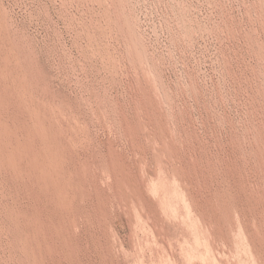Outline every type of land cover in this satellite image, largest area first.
I'll use <instances>...</instances> for the list:
<instances>
[{
	"label": "rangeland",
	"instance_id": "obj_1",
	"mask_svg": "<svg viewBox=\"0 0 264 264\" xmlns=\"http://www.w3.org/2000/svg\"><path fill=\"white\" fill-rule=\"evenodd\" d=\"M36 114L72 206L0 166V264H264V0H0V124Z\"/></svg>",
	"mask_w": 264,
	"mask_h": 264
},
{
	"label": "bare ground",
	"instance_id": "obj_2",
	"mask_svg": "<svg viewBox=\"0 0 264 264\" xmlns=\"http://www.w3.org/2000/svg\"><path fill=\"white\" fill-rule=\"evenodd\" d=\"M36 115L35 128H28L23 139H17V131L15 132L11 127L0 124V166L8 167L15 173H21L22 171L19 169L20 164L23 163L22 161L26 160L29 164V173L32 175L31 177H35L37 181L42 184L45 192L52 196L54 202L59 208L67 210L72 206L70 195L73 191L70 186L72 181L64 180L62 178L63 173L66 171L64 156L54 135H52L45 123L39 118L38 114ZM35 142L39 143V147H37ZM114 158L116 157L114 156ZM115 170L118 171L117 169ZM100 202H102V199Z\"/></svg>",
	"mask_w": 264,
	"mask_h": 264
}]
</instances>
